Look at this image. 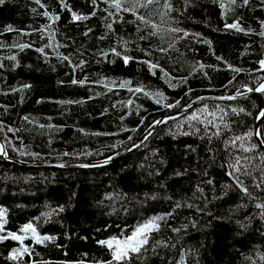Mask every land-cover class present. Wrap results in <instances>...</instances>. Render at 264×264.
I'll use <instances>...</instances> for the list:
<instances>
[{
	"label": "trees",
	"instance_id": "trees-1",
	"mask_svg": "<svg viewBox=\"0 0 264 264\" xmlns=\"http://www.w3.org/2000/svg\"><path fill=\"white\" fill-rule=\"evenodd\" d=\"M145 2L122 0L135 12L117 11L111 0L0 5V140L8 155L0 151V236L24 237L0 240V264L107 262L111 251L98 241L129 236L155 217H164L159 229L128 264H264V150L255 137L264 92L206 100L103 166L43 165L107 159L158 119L264 80V0H222L225 8L169 0L171 11L165 0ZM237 21L242 31L225 27ZM260 137L264 143V118ZM29 222L52 239L37 243L21 232ZM23 247L29 251L11 259Z\"/></svg>",
	"mask_w": 264,
	"mask_h": 264
},
{
	"label": "snow or ice",
	"instance_id": "snow-or-ice-1",
	"mask_svg": "<svg viewBox=\"0 0 264 264\" xmlns=\"http://www.w3.org/2000/svg\"><path fill=\"white\" fill-rule=\"evenodd\" d=\"M6 2V0H0V5H3ZM154 0H146V2L144 4H141V7H146L147 4L149 3H153ZM214 2H220V6L221 8H225V4L222 2V0H214ZM244 4L248 3V0H243ZM36 3H40V0H36ZM96 0H93V4L95 5ZM230 4H235L236 0H229ZM111 7H115L117 9V11H120L123 8V4H122V0H111ZM64 7H67V5H64ZM164 7L166 9H168L169 11L172 10V5L169 2V0H165V4ZM135 6L132 8H123V11H132L135 12ZM35 11V10H34ZM110 15H113L112 13H109ZM45 16H49L48 12L44 13ZM92 15H95V13L93 12ZM73 18L75 20H80V19H87V17H82V16H78L76 13H73ZM53 20L55 19H59L58 16L56 17H52ZM138 19H140L141 21H144V17H138ZM145 23H148L147 21H145ZM112 25L109 24L108 28L111 29ZM153 29H156L157 26L156 25H152ZM226 28L229 29H237V30H243L239 27V23L234 22L232 24H226L225 25ZM11 30V29H9ZM172 31H179V29H173ZM156 31H153L151 33V35H156ZM141 39H145V37H141ZM127 42H125L126 44ZM16 47H19L21 49H23L24 47H30V45H16ZM38 51L43 52V49H38ZM160 51H166V49H160ZM112 52L115 53L116 55H120L119 52H116V49H112ZM11 59H15V57H11ZM64 59H67V57H64ZM125 63H127L131 58L128 56H124L123 57ZM146 63H150L147 62ZM261 64L262 67H264V60H261L259 62ZM2 66V65H0ZM151 68H156L158 65L156 64H150ZM201 68H203L204 66L201 65ZM235 71H240L239 69H235ZM73 83H76V81H73ZM82 83V82H81ZM124 86V85H121ZM27 87V86H25ZM135 91L139 92L142 91V89L137 88ZM248 91H256V92H264V83H261L258 87H256L255 89L252 88H248ZM238 95H244V93H238ZM228 99H235V97H227ZM159 103V101H157ZM129 103H132V101H129ZM169 107H171V105H169ZM233 111H236L235 109H233ZM240 111H243V109H240ZM209 115H215V113H209ZM261 117H264V111H262L260 113ZM199 118L197 117V115L194 113L191 117L190 120H198ZM156 123H161V121H157ZM208 124H211L212 121H207ZM199 129H197L198 131ZM187 134V133H185ZM217 134H219V132H217ZM235 139L239 140L242 139L241 137H236ZM230 143H235V140L230 141ZM136 145H134L135 147ZM253 147H256L255 145ZM250 149H245V151H249ZM0 151H3L2 146H0ZM107 162V161H105ZM237 163H239V161L237 160ZM235 171H239L238 168L235 167V165L232 166ZM234 173H229V175H233ZM211 182V181H209ZM236 182L241 186L242 190L247 193L248 189L246 187L243 186V182L239 180V178H236ZM258 207L264 209V204L258 205ZM4 215L3 210H0V217H2ZM164 217H155L149 221H147L145 224L140 225L138 227H136L131 235L129 236H124L122 238L120 237H112L108 240H101L98 241L99 244L106 246L110 251H111V256L112 259L110 261L107 262H98V264H128L129 260L131 259L133 254L139 255L141 253V250L144 248L145 245L148 244V235L151 231L153 230H158L159 229V220H163ZM3 230V222L0 221V231ZM31 231L32 233V237L33 239L37 242V243H41L43 242V240L46 239H52L51 237H43L41 238L37 233H36V229L33 225V223L29 222L27 224H25L22 229L21 232L23 233H27ZM178 231V229L176 230ZM11 238L13 240H18V241H23V236L22 235H18L16 233H11L9 232L7 235L5 236H0V240H4V239H8ZM29 249L27 247H23L22 249H16L13 250V254L11 256V259H18L21 255H23L25 252H28ZM80 264H83V262L81 261Z\"/></svg>",
	"mask_w": 264,
	"mask_h": 264
},
{
	"label": "water",
	"instance_id": "water-1",
	"mask_svg": "<svg viewBox=\"0 0 264 264\" xmlns=\"http://www.w3.org/2000/svg\"><path fill=\"white\" fill-rule=\"evenodd\" d=\"M261 83H264V80L261 81L257 86H255L252 89H255L256 87H258ZM257 93L256 91H251V92H245L244 95H238V94H231V95H227V96H221V95H215V96H205L202 97L198 100H196L195 102H193L191 105L187 106L186 108L173 112L169 115H166L160 119H158L157 121H161V123H156L154 122L149 128L148 130L133 144H131L130 146H128L127 148L123 149L122 151L118 152L117 154H115L114 156H111L107 159L101 160V161H96V162H86V163H71V164H61V163H48V164H43L45 166H55V167H97V166H103L109 163H112L115 159H117L118 157L125 155L126 153L136 149L137 147H139L140 145H142L150 136L151 134L167 119L173 118V117H177L180 115H184L190 111H192L196 106H198L199 104H201L202 102L206 101V100H231L228 99L227 97H235V99L240 98V97H244V96H248L251 94ZM264 117H260V119L258 120L256 127H255V137L256 140L258 142V144L260 145V147L264 150V143L260 137V126L262 124ZM0 145L3 148L2 154L8 158L7 155V149H6V145L4 144V142L2 140H0ZM134 145H136L134 147ZM107 161V162H105Z\"/></svg>",
	"mask_w": 264,
	"mask_h": 264
}]
</instances>
